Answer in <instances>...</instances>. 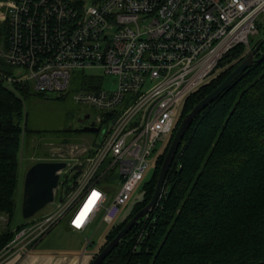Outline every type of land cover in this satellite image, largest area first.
I'll return each mask as SVG.
<instances>
[{
	"label": "built area",
	"instance_id": "2783aa9c",
	"mask_svg": "<svg viewBox=\"0 0 264 264\" xmlns=\"http://www.w3.org/2000/svg\"><path fill=\"white\" fill-rule=\"evenodd\" d=\"M261 14L264 0L0 1L7 31L0 84L7 91L62 97L72 72L86 69L117 79L112 91L72 96L95 111L83 120L97 128L96 141L71 144L60 154L65 167L59 179L68 167L71 174L54 194L59 200L27 221L11 249H28L62 221L79 233L112 226L154 167L156 144L174 131L177 105L234 47L251 50L249 37L259 34ZM91 245L87 239L84 249Z\"/></svg>",
	"mask_w": 264,
	"mask_h": 264
},
{
	"label": "trees",
	"instance_id": "16d2710c",
	"mask_svg": "<svg viewBox=\"0 0 264 264\" xmlns=\"http://www.w3.org/2000/svg\"><path fill=\"white\" fill-rule=\"evenodd\" d=\"M258 31L264 38L260 24ZM6 39V27L0 24V47ZM248 52L242 45L234 47L219 63L218 73L187 97L164 151L144 181L141 201L111 226L97 253L149 202L183 117ZM259 53H264V44ZM31 93L24 89L17 97L0 84V221L6 218L0 232V254L25 227L13 224L19 155L27 132L21 125L22 96ZM102 264H264V57L197 114L182 138L152 214L140 220Z\"/></svg>",
	"mask_w": 264,
	"mask_h": 264
},
{
	"label": "rangeland",
	"instance_id": "374dc122",
	"mask_svg": "<svg viewBox=\"0 0 264 264\" xmlns=\"http://www.w3.org/2000/svg\"><path fill=\"white\" fill-rule=\"evenodd\" d=\"M3 2L9 0H0ZM261 26L264 28V14L260 15ZM263 39L262 32L255 37L250 36L251 47L259 40ZM254 43V44H253ZM218 71L215 72L217 74ZM117 79L114 76L106 75L100 69H86L84 72L74 71L71 74L68 90L63 93L62 97L56 94L48 93L40 96L33 92L27 96H22L23 101V116L21 125L26 126L25 135L22 136L21 153L19 155V184L17 194V207L14 217L13 227L18 224H27L21 217V202L23 195V181L27 170L38 162H61L65 157L60 154H67L71 144H89L96 141L94 132H76L80 130L84 123L86 114H94L88 106L76 104L72 96L75 92L82 90H108L112 91L116 88ZM184 108V103L177 105L176 113L181 115ZM178 117H176L177 119ZM169 138L164 137L156 144L155 151L152 157V164L156 162L159 154H161L168 142ZM71 168L68 167L60 173L58 187L54 194H57L63 184L68 181L71 173L68 172ZM153 166L145 175V182L148 181L152 174ZM144 181L134 190L129 202L124 207L114 223H119L127 217L132 206L141 201L143 195ZM59 196H55L54 201L59 200ZM52 206H46L36 217H41L51 210ZM6 223V218L2 217L0 221V232ZM111 228L108 225H102L96 232L95 226H91L84 233L71 232L66 223L62 221L46 234L36 245V252L46 251L43 253H53L55 255H69L75 253L81 255L85 252L89 255L92 252L97 253L99 248L105 242V235ZM95 232V234H94ZM87 239H91L92 245L84 249V244ZM10 244L0 255H5L10 251H15L17 247L11 249ZM5 252V253H4ZM93 254V256H94ZM92 256V258H93ZM91 258V260H92ZM90 260V261H91ZM90 263V262H89Z\"/></svg>",
	"mask_w": 264,
	"mask_h": 264
},
{
	"label": "water",
	"instance_id": "95a60500",
	"mask_svg": "<svg viewBox=\"0 0 264 264\" xmlns=\"http://www.w3.org/2000/svg\"><path fill=\"white\" fill-rule=\"evenodd\" d=\"M264 44V38L250 50L240 63L226 76V78L208 95L193 106L179 123L172 140L169 144L163 162L159 168L154 189L146 206L130 218L117 235L95 254L89 264H102L105 258L119 245L124 236L140 220H146L153 212L161 193L168 172L171 169L174 157L181 144L182 138L192 124L193 120L203 109L215 101L228 87L233 84L242 74L246 73L254 63L258 62L264 53H259L260 46ZM260 55V56H259ZM259 56V58H258ZM84 119H88L85 116ZM82 132H96L97 128L90 123L80 129ZM103 132L100 133V137ZM65 167L64 162H38L32 165L26 172L23 181V195L21 202V217L29 220L51 205L54 200V191L59 182V172Z\"/></svg>",
	"mask_w": 264,
	"mask_h": 264
},
{
	"label": "crops",
	"instance_id": "0c3cea01",
	"mask_svg": "<svg viewBox=\"0 0 264 264\" xmlns=\"http://www.w3.org/2000/svg\"><path fill=\"white\" fill-rule=\"evenodd\" d=\"M22 224V223H21ZM20 224L16 225L19 226ZM69 229V228H68ZM70 230V229H69ZM73 233H79L70 230ZM84 233V232H83ZM38 243V242H37ZM37 243L26 250L10 251L5 255H0V264H89L91 256L95 253L92 252L87 256L81 257V255L71 253L69 255H55L53 253H43L46 251H37ZM38 246V245H37ZM5 253V252H4Z\"/></svg>",
	"mask_w": 264,
	"mask_h": 264
},
{
	"label": "flooded vegetation",
	"instance_id": "af4514ba",
	"mask_svg": "<svg viewBox=\"0 0 264 264\" xmlns=\"http://www.w3.org/2000/svg\"><path fill=\"white\" fill-rule=\"evenodd\" d=\"M85 125V121H84V123H82V126H84Z\"/></svg>",
	"mask_w": 264,
	"mask_h": 264
}]
</instances>
